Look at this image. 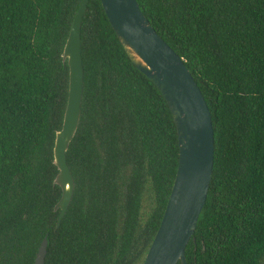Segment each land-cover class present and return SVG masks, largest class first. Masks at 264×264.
<instances>
[{
    "label": "trees",
    "instance_id": "1",
    "mask_svg": "<svg viewBox=\"0 0 264 264\" xmlns=\"http://www.w3.org/2000/svg\"><path fill=\"white\" fill-rule=\"evenodd\" d=\"M211 115L213 165L186 264H264V0H136ZM81 0H0V264H142L178 164L175 124L86 0L83 92L59 227L53 146L68 93L62 50ZM176 264H180L178 261Z\"/></svg>",
    "mask_w": 264,
    "mask_h": 264
},
{
    "label": "water",
    "instance_id": "2",
    "mask_svg": "<svg viewBox=\"0 0 264 264\" xmlns=\"http://www.w3.org/2000/svg\"><path fill=\"white\" fill-rule=\"evenodd\" d=\"M125 54L158 88L171 112L177 134L178 164L161 221L142 264H186L185 247L192 237L210 182L214 137L211 115L203 95L181 57L157 34L136 0H100ZM86 6L81 0L62 50L68 66V93L62 125L55 133L53 180L61 189L56 230L74 191L66 151L78 127L83 92L80 26ZM44 237L34 264H44Z\"/></svg>",
    "mask_w": 264,
    "mask_h": 264
}]
</instances>
